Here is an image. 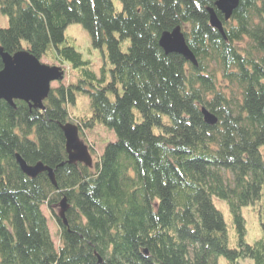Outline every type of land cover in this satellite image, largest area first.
I'll return each mask as SVG.
<instances>
[{"label": "trees", "instance_id": "obj_1", "mask_svg": "<svg viewBox=\"0 0 264 264\" xmlns=\"http://www.w3.org/2000/svg\"><path fill=\"white\" fill-rule=\"evenodd\" d=\"M120 1L121 10L114 0H0V48L78 70L76 84L51 88L44 109L0 99V264H264V215L263 236L247 242L242 212L264 207V0H240L229 20L217 0ZM74 22L110 61V80L67 42ZM177 26L197 65L160 46ZM80 92L91 111L74 119ZM68 122L79 135L101 123L116 139L91 166L69 162ZM17 154L52 167L56 184L46 171L26 175ZM215 197L228 204L238 246ZM63 198L67 224L56 211Z\"/></svg>", "mask_w": 264, "mask_h": 264}, {"label": "water", "instance_id": "obj_2", "mask_svg": "<svg viewBox=\"0 0 264 264\" xmlns=\"http://www.w3.org/2000/svg\"><path fill=\"white\" fill-rule=\"evenodd\" d=\"M239 2L240 0H217L215 7L223 13L226 20H229ZM208 11L210 24L226 37L223 23L215 8L209 7ZM159 44L166 53H178L194 65L198 64L195 54L187 44L181 26H177L171 31H164L160 36ZM0 56L3 62V66L0 68V99H4L12 106L15 105V100H22L31 107L44 109V101L50 94L52 83L64 79L62 68L43 63L26 49L11 54L0 48ZM203 114L208 124L217 123V117L207 109H203ZM61 127L66 139L68 161L82 162L91 166L93 164L92 155L88 146L80 139L78 126L68 122ZM17 161L26 175L35 178L41 172L46 171L51 181L56 184L52 167L42 162L30 165L19 154H17ZM60 208L59 216L67 224L65 214L68 203L66 198L61 200Z\"/></svg>", "mask_w": 264, "mask_h": 264}, {"label": "rangeland", "instance_id": "obj_3", "mask_svg": "<svg viewBox=\"0 0 264 264\" xmlns=\"http://www.w3.org/2000/svg\"><path fill=\"white\" fill-rule=\"evenodd\" d=\"M114 4L117 10L122 9V3L120 0H114ZM0 23L2 27L8 25V19L6 16L0 17ZM67 42L73 45L78 51L81 52L83 57L90 61L92 69L101 75L103 70L107 79L110 80L111 63L104 55L101 48L93 46L89 32L80 23H71L67 26L66 31ZM41 61L51 66H60L64 71V79L62 81H56L52 83V87H57L61 83H73L78 82V70L74 69L70 63H61L59 61H52L48 58H42ZM110 96L114 98V94L110 93ZM69 111L75 118L87 116L90 114V97L87 93L80 92L77 94L76 102L69 104ZM166 117V116H163ZM73 123V122H72ZM76 124V123H74ZM159 129L155 127V131ZM80 139L88 146L93 159H96L98 155L102 153L106 144L116 139L115 132L103 124L99 123L92 129H86L81 131ZM216 206L222 211L227 223L228 243L230 246H238L237 235L233 226L232 216L225 200L214 198ZM263 208V209H262ZM60 206H57L56 211L60 213ZM43 211L49 220V227L53 235V239L58 246L60 227L53 215V212L48 206H43ZM245 217L246 233L245 239L247 242H254L256 239L263 236V226L261 223L262 215H264V207L261 201H256L254 204L245 206L242 210ZM220 262L225 264L223 257L220 258ZM241 264H253L251 258L241 259Z\"/></svg>", "mask_w": 264, "mask_h": 264}]
</instances>
